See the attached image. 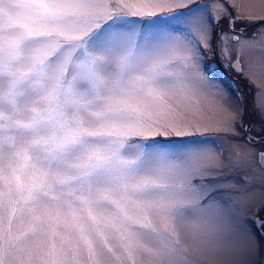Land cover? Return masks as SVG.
Listing matches in <instances>:
<instances>
[{
  "label": "snow or ice",
  "instance_id": "snow-or-ice-1",
  "mask_svg": "<svg viewBox=\"0 0 264 264\" xmlns=\"http://www.w3.org/2000/svg\"><path fill=\"white\" fill-rule=\"evenodd\" d=\"M245 8L0 0V264H219L251 247L239 213L257 194L224 175L248 163L235 142L224 155L227 134L248 131L243 109L239 122L226 112L224 137L186 111L190 94L213 87L204 49L223 45L231 61L237 45L230 66L264 80V17L242 19ZM225 17L230 31L214 40ZM238 23L259 26L241 40ZM254 103L264 115V88Z\"/></svg>",
  "mask_w": 264,
  "mask_h": 264
},
{
  "label": "rangeland",
  "instance_id": "rangeland-1",
  "mask_svg": "<svg viewBox=\"0 0 264 264\" xmlns=\"http://www.w3.org/2000/svg\"><path fill=\"white\" fill-rule=\"evenodd\" d=\"M137 2V0H133ZM195 2L212 4V0H195ZM246 8L239 14L242 19H247L248 17H255L257 21L261 17H264V0H244ZM259 25H248L246 23H238L235 26V30L239 28H244L242 31L241 40L244 37H250L253 32L257 30ZM213 39L218 34L228 33L230 31L229 24L227 23V18L225 17L220 21L219 24H214L212 26ZM180 33L177 32V35ZM228 48L232 50V60L236 58L238 46L229 42ZM221 47L223 45L215 46L214 48L204 49V54L202 59L205 62V67L207 72L210 74L213 83V87L210 89L198 90L191 95V101L188 103L186 111L188 113L187 119L191 121L194 125L200 128H208L210 131L208 135H220L224 137L226 134L221 132H216V128L221 126V123L228 110H235L237 112L236 120L239 121L240 109H243L242 120L243 125L248 126V131H246L245 136L246 141L243 140V135L238 139L237 137L242 132L240 129L239 134L232 135L227 134V140L224 143V155L227 156L231 152L233 155L236 154V150L231 147L232 142L238 144L239 149L243 150L248 156V163L244 167L237 168L235 170H229L224 173V175L230 177L229 184L234 189H244L251 188L256 192V198L254 203L247 208H243L239 215L242 218L248 220V226L251 228L255 236V242L250 248L237 249L232 248L226 252V254L221 258L219 264H264V244L262 243V236L253 230L254 217L264 219V213L258 212L261 203H264V196L261 195L264 192V185H262L261 180L264 178V172L257 166L259 153L256 155L255 145L253 143L255 133L259 131L264 132V115H262L255 107V98L259 90L264 88V80L259 78L253 80L252 77L247 75L250 87L244 84L235 85L238 89L237 94L234 93L232 89H228L227 85H230L228 78L218 70L214 60V51L221 54ZM255 56L245 55V59L241 60V66L247 69L250 60H255ZM231 60V61H232ZM221 67L229 71V62L225 59H218ZM234 72V70H233ZM206 79V77H204ZM240 97L243 99L240 100ZM247 181V183H244ZM197 183H208V181H196ZM227 191H222L217 193V195L227 196ZM255 214V215H253ZM259 229V227H257ZM256 231V230H255ZM264 236V229H260ZM261 237V238H260ZM263 239V238H262ZM264 241V239H263ZM137 264H148L147 256H141L137 258Z\"/></svg>",
  "mask_w": 264,
  "mask_h": 264
},
{
  "label": "flooded vegetation",
  "instance_id": "flooded-vegetation-1",
  "mask_svg": "<svg viewBox=\"0 0 264 264\" xmlns=\"http://www.w3.org/2000/svg\"><path fill=\"white\" fill-rule=\"evenodd\" d=\"M245 28H246V27H244V28H239V29L235 30V31H236L235 33L240 34V33L243 32L242 30L245 29ZM220 58H221V54H219V53H217V52L214 51L213 60H214V62H215V64H216L218 70H219L220 72H222V73L228 78V80L230 81V85H227V88H228V89H232V90L234 91V93L237 94L238 89L235 87V85H241V84H244V85H246V86L248 85L249 87L251 86L250 83H249V80H248L247 75L245 76V74H243V73H238L237 71H234V72H233V69H232L231 66H230V65H231V61H230L229 64H228V66H229V68H230L229 71L226 70V69H224L223 67H221V64L218 62V59H220ZM233 59H234V58H233ZM239 121H240V120H239ZM239 121H238V122H239ZM244 127L248 129V126L244 125ZM245 134H247L246 131H244V130L242 129V132L240 133V135H239L237 138L239 139L240 136L243 135V140L246 141L247 137L245 136ZM247 135H248V134H247ZM252 137L256 138V139H254V141H253V143H254L255 145H257V147H255L256 155H258V153L261 154L262 152H264V132L258 130V131L255 133V135H252ZM263 213H264V212H263ZM253 215H255V214H253ZM253 230H254V232L258 233V232L260 231V228L257 229V228H255V227H253ZM255 230H256V231H255ZM262 230H263V229H262ZM260 238H261V237H260ZM261 240H262V243L264 244V241H263L262 238H261Z\"/></svg>",
  "mask_w": 264,
  "mask_h": 264
},
{
  "label": "water",
  "instance_id": "water-1",
  "mask_svg": "<svg viewBox=\"0 0 264 264\" xmlns=\"http://www.w3.org/2000/svg\"><path fill=\"white\" fill-rule=\"evenodd\" d=\"M233 62H235V60H232V61H231V63H233ZM232 68H233V67H232ZM233 70L236 71L234 68H233ZM259 156H260V155H259ZM257 220H258L257 217H254V220H253L254 223H253V224H254V226H255L256 228H257V226H256V221H257Z\"/></svg>",
  "mask_w": 264,
  "mask_h": 264
}]
</instances>
